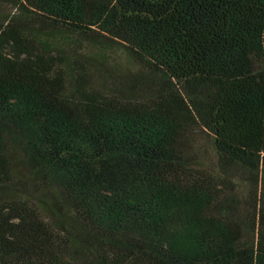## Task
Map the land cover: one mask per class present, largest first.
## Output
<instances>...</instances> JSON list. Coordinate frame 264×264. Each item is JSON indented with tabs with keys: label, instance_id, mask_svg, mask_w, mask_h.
<instances>
[{
	"label": "trees",
	"instance_id": "trees-1",
	"mask_svg": "<svg viewBox=\"0 0 264 264\" xmlns=\"http://www.w3.org/2000/svg\"><path fill=\"white\" fill-rule=\"evenodd\" d=\"M0 264H264V0H0Z\"/></svg>",
	"mask_w": 264,
	"mask_h": 264
}]
</instances>
